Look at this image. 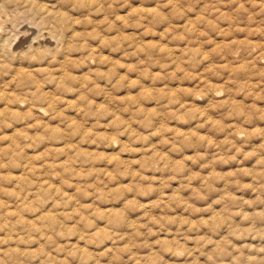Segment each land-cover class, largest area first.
<instances>
[{
	"label": "rangeland",
	"instance_id": "1",
	"mask_svg": "<svg viewBox=\"0 0 264 264\" xmlns=\"http://www.w3.org/2000/svg\"><path fill=\"white\" fill-rule=\"evenodd\" d=\"M1 91L0 264H264V0H0Z\"/></svg>",
	"mask_w": 264,
	"mask_h": 264
},
{
	"label": "bare ground",
	"instance_id": "2",
	"mask_svg": "<svg viewBox=\"0 0 264 264\" xmlns=\"http://www.w3.org/2000/svg\"><path fill=\"white\" fill-rule=\"evenodd\" d=\"M45 12L47 13V11H45ZM15 72H16L15 74H18V75H22V76L27 77V79L30 81L31 89H29L30 91H28L29 92L28 93L29 94L28 97L30 99H27V100L28 101L31 100L34 103V105H36V108H37L36 109V114H39V116L40 115H44L45 108H43V104L48 105L47 108H49V106H51V105H56L55 104V100L53 99V96H51L47 91H43L42 86H40L38 84V82L35 81V79L33 78V76H34V72L33 71H27L25 73L22 69H20V70H16ZM61 78H63V77H61ZM3 92H2L3 95L0 94L1 95L0 96L1 97L0 98V101L3 103V105H5V107L10 108V106L13 103L12 102V99L9 97V94L8 95H4V94H7V93H5V92L3 93ZM18 102L19 103H24V102H26V100H21V101H18ZM35 103H40V104L37 105ZM51 107H53V106H51ZM51 114H53V113H51Z\"/></svg>",
	"mask_w": 264,
	"mask_h": 264
}]
</instances>
